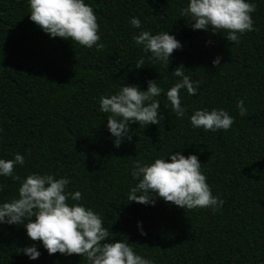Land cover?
<instances>
[{"label": "trees", "instance_id": "obj_1", "mask_svg": "<svg viewBox=\"0 0 264 264\" xmlns=\"http://www.w3.org/2000/svg\"><path fill=\"white\" fill-rule=\"evenodd\" d=\"M186 0H85L92 6L102 50L49 38L28 19L26 0H0V158L25 156L14 174L67 176V190L101 214L103 224L126 237L134 251L154 264H264V0H254L255 31L239 43L224 33L193 30L178 9ZM137 17L153 34L169 30L181 43L164 69L130 39L128 18ZM206 41L208 43H206ZM145 56L141 68L135 61ZM219 56L213 67L211 61ZM182 65L200 81L196 95L179 92L185 116L177 118L163 94L158 125H128L130 140L119 147L105 128L98 97L122 84L146 90L157 80L165 91ZM244 100L240 116L236 100ZM222 108L233 116L228 130L192 128L188 116L199 108ZM179 150L196 155L213 195L224 201L216 212L180 209L157 198L155 204L128 202L133 159L151 162ZM18 182L0 177V201L16 195ZM71 203V201H69ZM137 221L145 235L141 236ZM35 243L29 260L17 248ZM0 264H84L76 254L48 255L22 225H0Z\"/></svg>", "mask_w": 264, "mask_h": 264}, {"label": "clouds", "instance_id": "obj_2", "mask_svg": "<svg viewBox=\"0 0 264 264\" xmlns=\"http://www.w3.org/2000/svg\"><path fill=\"white\" fill-rule=\"evenodd\" d=\"M26 4L28 19L49 38L75 42L85 49L104 48L96 15L85 0H26ZM255 9L254 0H186L178 14L188 18L191 29L223 32V37L233 44L239 43L246 32L256 30L250 15ZM128 24L138 30L130 32L131 42L148 54L150 61L159 62L165 69L170 54L181 48V43L169 30L153 34L144 29L135 16L128 18ZM144 60L141 55L135 68H141ZM219 62V56L211 61L213 67ZM186 71L177 65L171 75L178 79L166 91L157 80H146V90L135 84H122L111 93L99 95L98 111L106 114L105 128L114 147H119L123 137L131 139L128 125L160 123L163 116L158 98L162 92L168 102L166 107L170 106L177 118L185 116L186 106L181 104L179 92L183 89L189 96L196 95L200 83L186 75ZM235 107L238 115L246 114L244 100H236ZM233 119L227 111L216 107L195 109L188 116L192 128L211 132L228 130ZM24 163L25 156L18 152L10 159L0 158V177L18 182L16 195L0 201V225H22L28 240L38 241L48 255L76 254L83 257L84 264H154L152 259L134 251V244L127 243L126 237L113 240L115 234L104 226L101 214L81 202V192L67 190L69 177L31 172L21 178L14 174V167ZM128 175L133 181L126 193L128 202L151 206L160 198L180 209L207 208L211 212L218 211L224 203L219 194H212L202 166L193 154L184 156L177 150L151 162L133 159ZM137 228L141 236L145 235L139 221ZM16 252L29 260L40 255L35 243L17 248Z\"/></svg>", "mask_w": 264, "mask_h": 264}]
</instances>
